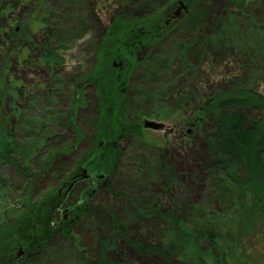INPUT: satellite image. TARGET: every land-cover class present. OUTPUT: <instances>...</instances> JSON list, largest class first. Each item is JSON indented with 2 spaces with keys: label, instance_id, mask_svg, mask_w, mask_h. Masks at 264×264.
<instances>
[{
  "label": "rangeland",
  "instance_id": "obj_1",
  "mask_svg": "<svg viewBox=\"0 0 264 264\" xmlns=\"http://www.w3.org/2000/svg\"><path fill=\"white\" fill-rule=\"evenodd\" d=\"M43 1L0 0V9L9 13L7 18H0V30L8 26V19L12 23V28H6L0 36V64L19 85L16 99L20 106L25 105L22 99L29 91V133L34 129L32 119L41 122L51 119L52 130L65 132L70 141L77 143L72 156L78 162L94 159L99 169L103 166L99 158L104 153L99 144L104 137L96 129L106 126V116L98 117V96L99 93L106 96L107 86L98 83L96 90L88 84L92 76L104 75L103 70L116 75L114 64H120L121 53L145 65L151 54L155 56L150 51H156L153 65L164 67L163 74L167 76L162 85L165 95L155 110L151 99L146 97L151 87H139V72L133 76L135 99H130L128 105L134 122L148 119L169 128L183 124L185 134L189 128L185 126L187 113L196 110V102L201 98L243 92L246 88L264 96V0H245L243 9L235 8L230 0H46L45 7ZM216 30L220 36L211 33ZM49 49L57 51L63 59L57 71L51 65L48 67V57L43 56ZM250 50L259 52L258 62L248 56ZM182 56L188 65L184 78L180 79L183 68L176 59L184 60ZM170 72H177L176 83ZM83 77H88L87 81L78 85L76 81ZM150 79L156 83V78ZM43 85L47 88H41ZM137 89H140L138 96ZM49 98L54 104L49 103ZM78 99L83 105L73 110ZM102 101L103 98L101 104ZM244 113L255 122L264 118L259 108ZM70 117L76 120L79 141L67 130ZM179 133L168 140L163 131L145 130L137 137L124 134L119 142L122 151L119 159L123 154L138 158L148 144L159 145L164 151L162 159L174 165L180 185L161 196L164 193L161 186L127 178L122 190L132 198L120 197L116 201L100 189L92 200V216H82L81 222L67 234L51 233L41 244L55 246L54 251L48 252L42 245L36 252L38 255L32 256L33 264H68L80 242L96 252L100 241L112 232L111 208L123 221L122 227L112 234V243L116 245L113 257H126L133 264H161L157 256L137 252L125 239L154 245L161 242L158 226L129 222L135 211L134 203L139 210L158 203L164 211L171 208L172 212H181L189 222L210 219L218 228H233L237 220L234 210L222 209L216 203L207 204L204 209V190L210 180L204 168L214 159L203 129L193 127L187 140ZM160 161L161 158L157 162ZM54 185L48 184L47 189L56 195L59 185ZM29 187L32 189L30 184ZM16 196L28 202L22 194ZM197 207L202 208L200 212Z\"/></svg>",
  "mask_w": 264,
  "mask_h": 264
},
{
  "label": "trees",
  "instance_id": "obj_2",
  "mask_svg": "<svg viewBox=\"0 0 264 264\" xmlns=\"http://www.w3.org/2000/svg\"><path fill=\"white\" fill-rule=\"evenodd\" d=\"M230 2L238 9L246 6L245 0ZM3 10L0 9V18L5 19L9 13ZM6 28H12V23L9 22ZM5 29L0 30V36L5 34ZM211 33L220 36L217 30ZM251 51L254 50H250L248 56L255 57L257 61L259 52ZM48 52L51 68L59 70L63 59L57 51L49 49ZM150 52L155 53V56H149L151 61L149 59L145 65L135 62V65L138 67L136 73L139 72V87H151L146 97L151 99V107L155 110L165 95L162 85L167 76L163 74L164 67L153 65L156 51ZM182 57L184 60L176 59L183 68L182 76L179 74L180 79L184 78L188 65V61ZM173 61L175 62L174 59ZM170 73L171 79L176 83L177 72ZM151 77L156 78L155 84ZM87 79L88 77H83L76 83H85ZM18 87L16 80H11L7 70L0 64V196L5 193L22 194L29 202V184L32 186L33 200H36L37 193L45 184L56 185L65 177L75 152L74 145L77 143L70 141L65 132L52 130V120L45 117L44 122L32 119L34 129L29 133V91L24 93L22 99L26 102L25 105L20 106L16 99ZM240 91L201 98L196 102L198 107L193 111L195 128L203 129L208 141V150L214 159L204 168L210 178L208 187L204 190V209L207 204L210 206L216 203L222 209L234 210L237 220L233 228H218L213 226L210 219H199L200 222L194 220L191 223L181 212H172L171 208L164 211L158 203L144 208L145 210H139L134 203L132 207L135 211L129 222L158 226L161 242L154 245L125 238L132 249L157 256L161 264H264V120L255 122L244 113L247 109L264 107V96L256 93L253 88ZM136 92L138 96L140 89ZM9 98L10 105L7 103ZM49 100V103L54 104L52 98ZM58 100L60 101V98ZM82 105V101L78 99L73 110ZM101 106L104 118L106 106ZM117 106L119 108L115 111V127L124 122L132 127L131 132H137L139 127L136 123L133 126L134 123L129 118V105ZM152 114L155 115V112ZM68 121L67 130L70 129L72 137L78 139L80 131L75 118L70 117ZM31 142L34 144L29 147ZM162 153L164 151L159 154L155 147L143 149L138 158L122 153L123 162L119 160L113 185L109 188L112 199L116 201L120 197L129 200L132 198L128 192L122 190L123 182L127 178H133V182L147 184L148 181L161 186L164 192L161 196L180 185L174 165L172 162L166 163L162 159ZM159 158L161 161L157 162ZM20 179L22 182H18ZM161 199L159 198V201ZM196 209L200 212L202 208ZM109 211L112 212V232L100 241L96 252L87 249L82 242L78 243L76 253L68 264H133L126 257L116 258L112 255L116 248L112 243V234L122 227L123 221L118 218L114 208ZM69 231L65 230L64 234ZM43 246L48 252L55 249L52 245ZM39 250L40 248L35 250V257Z\"/></svg>",
  "mask_w": 264,
  "mask_h": 264
},
{
  "label": "flooded vegetation",
  "instance_id": "obj_3",
  "mask_svg": "<svg viewBox=\"0 0 264 264\" xmlns=\"http://www.w3.org/2000/svg\"><path fill=\"white\" fill-rule=\"evenodd\" d=\"M176 15L179 16V12ZM9 22H11L10 19ZM121 54L123 59L120 64L115 63V68L113 67L117 72L115 76L103 70L104 75L92 76L88 84L96 90H98L96 88L98 83L107 86L106 96L104 94L101 96L100 93L98 96L100 97L98 117L99 119L102 117L101 98H103L102 105L106 104L104 111L107 119L106 126L96 129L104 137L99 144L104 153L99 158V160L102 159V168L99 169L94 164V159H87L82 163L72 157L68 173L58 184L54 185L55 187L59 185L56 195L48 193L50 188L47 189V183L37 193L36 200H33L32 189L29 187V203L17 197L16 193H5L0 196V264H32V255L35 250L42 247L41 243L48 240L51 233H64L65 230H71L81 222L82 216L91 215L94 210L92 200L100 189L111 194L109 188L113 185L115 170L120 163L119 154L122 151L119 142L124 134L137 137L141 136L145 130L163 131L167 140L168 137L176 136L179 132L180 137L186 140L191 135L192 128H195L192 111L187 113L185 126L189 128L185 134L182 132L183 124L176 128H169L159 123L162 124V128L158 130L146 129L144 122L148 119H143L141 123L134 122L132 115H129V118L133 121V126L136 123L139 127L137 132H131L132 127L124 122L115 127L114 121L117 119L115 111L119 108L117 105L123 106L128 104L130 99L131 101L135 99L132 91V78L138 68L135 62H139L132 61L123 53ZM43 56L48 57L47 64L50 67L49 52L47 51ZM41 88L45 89L47 86L43 85ZM260 109L264 113V107ZM147 147H155L159 151L162 149L159 145L148 144Z\"/></svg>",
  "mask_w": 264,
  "mask_h": 264
},
{
  "label": "water",
  "instance_id": "obj_4",
  "mask_svg": "<svg viewBox=\"0 0 264 264\" xmlns=\"http://www.w3.org/2000/svg\"><path fill=\"white\" fill-rule=\"evenodd\" d=\"M144 127L146 129L158 130V129L162 128V124H159V123H156V122L150 121V120H145Z\"/></svg>",
  "mask_w": 264,
  "mask_h": 264
}]
</instances>
